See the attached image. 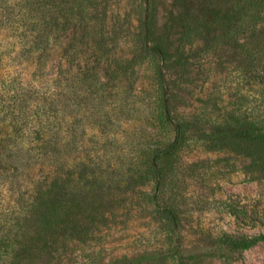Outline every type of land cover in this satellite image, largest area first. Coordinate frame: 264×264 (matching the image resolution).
Segmentation results:
<instances>
[{
    "label": "trees",
    "instance_id": "obj_1",
    "mask_svg": "<svg viewBox=\"0 0 264 264\" xmlns=\"http://www.w3.org/2000/svg\"><path fill=\"white\" fill-rule=\"evenodd\" d=\"M157 2L133 0L131 13L124 15L112 10L111 0H12L5 6L8 12L0 7V38L13 39L8 43L12 63L0 56V96L12 105L9 114L0 115V182L14 187L8 175L20 178L35 161L47 167L35 190L31 188L26 209L19 207L17 197V206L10 205L9 216L2 218L14 219L15 230L11 235V228L0 227V264L25 249L9 239L30 238L23 220L31 217L51 226L70 207L81 206L84 196L108 190L103 184L111 173H117L119 190L132 189L148 179L157 185L167 175L173 180L185 146L252 156L253 150L241 142L247 134L233 127V112L230 119L205 111L181 113L174 106L175 89L179 80L190 79L187 74L196 68L191 58L208 48L209 32L218 29V42L237 43L240 34L252 33L263 20L264 0H172L176 11L163 22ZM6 21L11 34L4 29ZM204 34L206 42L199 47ZM25 69L28 78L22 74ZM141 69L148 72V90L138 87ZM141 92L145 96L139 100ZM141 116L144 124L138 130L146 132L145 139L119 141L115 122H135ZM250 123L249 138L264 140V119ZM88 129L97 132L99 144L76 156L74 152L87 149L82 137ZM259 144L264 157V144ZM130 148L134 152L126 156ZM255 162L253 157L241 168ZM176 206L156 207L165 224L174 220ZM71 219L76 231L77 216Z\"/></svg>",
    "mask_w": 264,
    "mask_h": 264
},
{
    "label": "rangeland",
    "instance_id": "obj_2",
    "mask_svg": "<svg viewBox=\"0 0 264 264\" xmlns=\"http://www.w3.org/2000/svg\"><path fill=\"white\" fill-rule=\"evenodd\" d=\"M11 1L0 0L4 12H8L5 6H10ZM132 1L111 0V8L124 15L130 12ZM157 6L159 22L170 11H176L172 0H158ZM6 22V34H11ZM219 32L210 31L208 48L196 50L191 58L196 68L187 74L190 79L179 80L182 83L175 89L174 106L181 113L205 111L207 116L219 119H230L233 112L236 118L233 127L247 134L241 142L253 150L252 156L214 147L185 146L179 152L181 164L173 180L167 175L157 185L148 179L136 183L132 189L119 190L117 173H111L103 184L109 185L108 190L97 191L95 197L84 196L85 202L80 199L81 206L70 207L69 213L55 218L51 226L33 222L31 217L23 220L30 238L23 242L20 237H9L16 246L24 244L25 249L10 253L7 264H264V157L259 144H264V140L250 139L248 135L253 127L250 121L264 119V18L255 31L240 34L237 43L234 39L218 42L214 37ZM9 36L0 38V52L3 51L0 56L7 65L12 63L8 43L13 39ZM204 36L200 35L199 47L206 42L202 40ZM13 67H7L11 71L9 77L13 75ZM27 73L25 69L22 74L28 78ZM147 76L148 72L141 69L138 81L141 91L142 87L149 89ZM142 96L145 92L139 94V100ZM10 106L9 100L1 95L0 115L9 114ZM138 124H144L142 116L135 122L128 119L115 122L119 141L127 136L145 139L146 132L138 130ZM207 125L205 130L209 128ZM96 134L95 130H86L82 138L87 149L74 154L83 157L86 152L96 150L99 144ZM133 152L130 148L125 155ZM253 157H256L253 166L241 168ZM38 162L41 161L24 170L20 178L8 175L7 180L14 187L0 182V227L11 228V235L15 230L14 219L2 218L4 214L9 216L10 205L12 209L17 206V197L19 207L25 208L26 199L33 193L31 188L35 190L36 182L46 173L47 167ZM192 163L197 166H191ZM167 203L177 206L174 220L165 224L156 207L160 211ZM75 216L78 229L73 231L75 222L71 218Z\"/></svg>",
    "mask_w": 264,
    "mask_h": 264
}]
</instances>
